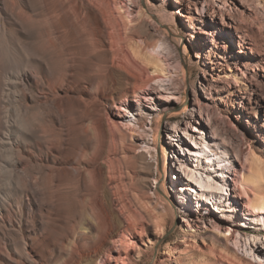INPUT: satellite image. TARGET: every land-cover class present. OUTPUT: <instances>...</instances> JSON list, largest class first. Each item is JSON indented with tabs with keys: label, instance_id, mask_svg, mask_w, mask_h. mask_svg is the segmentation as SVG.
I'll list each match as a JSON object with an SVG mask.
<instances>
[{
	"label": "bare ground",
	"instance_id": "6f19581e",
	"mask_svg": "<svg viewBox=\"0 0 264 264\" xmlns=\"http://www.w3.org/2000/svg\"><path fill=\"white\" fill-rule=\"evenodd\" d=\"M173 13L187 16L177 9ZM158 25L174 49L158 39L148 44V62L163 71L166 55L176 51L185 74L189 67L184 37L172 23ZM238 36L242 52L249 41ZM119 41L102 0H0V264H97L105 251L116 250L120 258L124 244H132L128 236L136 238L133 229L143 223L132 219L119 195L124 179L119 165L114 166L109 158V142L114 141L109 133L114 129L121 142L130 140L132 131L140 132L144 145L133 155L140 166L136 181L142 187L152 179L157 181L153 193L161 204L157 210L161 215L176 212L167 197L165 179L178 172L185 181L181 189L194 195L197 207L214 201L219 215L210 226L229 231L226 241L237 232L238 246L243 241L250 250L255 248L248 263L254 259L264 264L262 156L250 147L244 157L247 170L238 171L240 186L234 191L226 187L232 178V156L210 114L208 127L213 135L189 133L192 144L180 133V125L172 123L170 138L182 146L186 157L169 155L174 143L162 141V120L177 118L186 107L178 110V92H164L167 88L162 85H158L159 97L170 107L155 112L147 129L142 112H131L125 117L133 119L112 122L114 129L108 132V107L117 109L116 116L126 110L124 104H130L127 88L137 75L134 66L130 68L134 76L127 72L129 51L125 53ZM152 90H134L132 100L152 99ZM244 98L251 102L250 97ZM194 104L198 115L204 114L206 109L197 96ZM238 105L247 109L244 102ZM188 114L189 119L193 117ZM245 121L253 127L249 119ZM254 133L259 135L258 130ZM115 153L113 148L111 154ZM116 179L119 182L111 186ZM239 197L246 198L243 213L249 216L243 219L254 226L228 222L238 216L240 209L234 203ZM125 212L126 223L122 220ZM155 226L161 227L158 218ZM142 232L138 228L139 235ZM190 237L194 241L195 235ZM118 257L114 260L126 263Z\"/></svg>",
	"mask_w": 264,
	"mask_h": 264
},
{
	"label": "rangeland",
	"instance_id": "374dc122",
	"mask_svg": "<svg viewBox=\"0 0 264 264\" xmlns=\"http://www.w3.org/2000/svg\"><path fill=\"white\" fill-rule=\"evenodd\" d=\"M102 1L105 4V13L112 18L115 33L120 40L119 45L121 44L122 49L126 51L123 52L129 51L126 55L130 57V59L127 57V60L131 62H128L129 70L126 71L130 73L134 66L132 70L135 69L136 73L132 71L130 74L132 76L134 73L137 74L127 88L130 104L128 102L124 104L126 110L116 116L117 109L108 107L107 130L113 131L114 121L119 123L133 119L125 117L131 112L134 114L142 112L147 129L155 112H163L170 107L163 104L162 95L159 97L158 85L167 88L164 92H178L180 99L176 108L178 110L186 108L177 118L164 117L162 120L164 125L161 128L162 141L174 143L168 154L186 157L181 153L182 146L170 138L173 124L180 125V133L192 144L193 138L189 133L199 136H205L201 132L212 134L208 127L210 114L215 131L224 138L232 156L233 165L229 169L232 178H228L226 187L232 191L237 190V186H240L238 182L236 183L239 178L238 171L247 170L243 166H247L244 157L249 148L264 158V0ZM140 5L143 10L138 7ZM175 9L187 16L173 13ZM127 10L132 13L128 14ZM141 11L144 15L140 13ZM158 22L172 23L184 37V42L188 46L189 67L185 74L181 70L176 51L166 55L163 71L148 62L146 58L148 47L158 39L165 43L164 46L174 49V45L161 31ZM238 35L249 41V44L242 48V52L238 51L240 50L238 44L241 43V37ZM251 47L256 48V53H252ZM150 88L153 89L152 99L132 100L134 90ZM195 96L206 109L204 114L198 115L197 106L194 104ZM245 96L251 98L250 103ZM238 102L246 103L247 109L240 108ZM190 112L193 117L189 119ZM257 114L260 118L255 117ZM245 118L251 121L253 127H248L249 123ZM195 129L200 130V133L193 132ZM256 130L259 131V135L254 133ZM113 133H109L114 140L109 142V158L113 160L114 166L119 165L124 179L119 195L122 202L124 201L123 204L128 207L132 219H138L143 224L133 229L136 238L128 236L132 244H124L120 258L118 251L108 250L97 264H249L247 258L252 256L255 248L250 250L249 243L243 241L240 242L241 246H238L237 232H233L230 240L226 241L229 231L219 232L210 226L211 220L219 215L213 208L214 201L204 204L203 208L197 207L194 195L181 189L185 181L179 177L178 172L165 179L167 197L176 212L174 215H161L157 211L161 210V204H158L153 193L157 181L152 179L143 187L136 181L140 175V166L135 162L133 155L142 150L144 145L138 136L140 132L132 131L130 140L123 142ZM147 138L152 142L150 136ZM186 147L188 146H183L185 150ZM113 148H116L115 154H111ZM187 157L190 158L189 154ZM170 159L171 156L168 157V160ZM154 167L153 164V176L156 174ZM171 181L177 183L172 185ZM115 182H119L118 179L112 181L111 186ZM183 194H186V197H183ZM245 201V197L237 198L234 204L240 209L238 218L229 220V223L243 221L254 226L243 219V216H249L243 213L246 212L243 204ZM124 214L126 212L122 214V220L126 223L127 214ZM156 218L161 224L160 229L155 226ZM138 228H143L140 235ZM251 229L244 234H249ZM213 233L218 237L212 236ZM191 235H195L194 241ZM134 244L138 245V249L135 250ZM171 246H175V249L170 250ZM115 257L124 258L126 263L114 260ZM252 260L253 264H257L256 260Z\"/></svg>",
	"mask_w": 264,
	"mask_h": 264
}]
</instances>
